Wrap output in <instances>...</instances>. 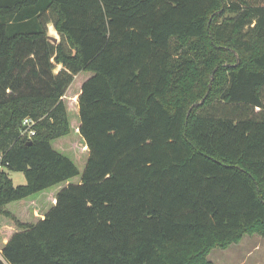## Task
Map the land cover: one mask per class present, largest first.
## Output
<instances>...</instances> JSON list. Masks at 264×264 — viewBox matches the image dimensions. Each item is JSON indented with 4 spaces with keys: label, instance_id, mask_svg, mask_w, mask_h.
Here are the masks:
<instances>
[{
    "label": "trees",
    "instance_id": "obj_1",
    "mask_svg": "<svg viewBox=\"0 0 264 264\" xmlns=\"http://www.w3.org/2000/svg\"><path fill=\"white\" fill-rule=\"evenodd\" d=\"M73 124L82 174L53 146ZM0 217V264H212L264 235V0H0Z\"/></svg>",
    "mask_w": 264,
    "mask_h": 264
},
{
    "label": "rangeland",
    "instance_id": "obj_2",
    "mask_svg": "<svg viewBox=\"0 0 264 264\" xmlns=\"http://www.w3.org/2000/svg\"><path fill=\"white\" fill-rule=\"evenodd\" d=\"M51 30H53V28ZM51 32L55 34V35H52V37L57 39V43H55L52 40H51V43L53 45H58L59 42L61 41V37H59L55 31H51ZM52 62L54 65V70H53L54 74H58L64 69L62 64H58L55 61V58L52 59ZM86 75H88V73L83 72L79 74L78 76L79 78L76 79L73 86L78 88ZM89 75L91 74L89 73ZM76 94H77V91L74 89H71L67 94L68 98L66 100L67 106L72 115L71 118L73 120L76 119V112H77L76 106L73 101V98ZM34 121H35V124H37V121L36 120ZM73 128H74V124L72 126L71 134L65 138H61L59 140L54 141L53 146L56 148V150L62 152L63 154L71 158L75 162L77 167L79 168L80 173L82 174V172L84 171L87 159H88V154L85 155L84 161L77 160L71 154H68L67 152H64L63 150H59L58 148V145L60 143H64L66 140H69L72 136H76ZM22 136H27V134L22 133ZM70 147H71L70 145H67L66 149H70ZM81 174L78 177L73 179L74 183H78L81 181ZM10 177L13 180L15 186L26 185L28 183L27 178L21 172H10ZM53 192H55V188L48 190L44 193H41L39 195H35L32 198L36 200L42 199L46 203H48L50 194ZM44 201L42 202V204H45ZM20 204L21 203L19 202L12 203L8 206L9 207L8 209L14 212L16 208L20 206ZM31 217L32 219H34L32 215ZM5 220L7 219L0 217V222L3 223L5 222ZM207 259L212 264H264V235L259 234V233L245 234L238 243H233L229 245L227 248H221V247L214 248L208 255Z\"/></svg>",
    "mask_w": 264,
    "mask_h": 264
},
{
    "label": "built area",
    "instance_id": "obj_3",
    "mask_svg": "<svg viewBox=\"0 0 264 264\" xmlns=\"http://www.w3.org/2000/svg\"><path fill=\"white\" fill-rule=\"evenodd\" d=\"M35 125H36L35 121L32 118H26L23 122V126H24L23 134L26 133L29 138L35 136L36 133L34 130Z\"/></svg>",
    "mask_w": 264,
    "mask_h": 264
},
{
    "label": "crops",
    "instance_id": "obj_4",
    "mask_svg": "<svg viewBox=\"0 0 264 264\" xmlns=\"http://www.w3.org/2000/svg\"><path fill=\"white\" fill-rule=\"evenodd\" d=\"M10 24H14V25H17V24H20L22 27H26L27 25V21H22V23L20 22V23H14V22H10ZM47 27H48V36L49 37H52V32H51V29L53 28L54 30H55V27H54V25H53V23H49L48 25H47ZM55 32L57 33V35L60 37V35L58 34V32L55 30Z\"/></svg>",
    "mask_w": 264,
    "mask_h": 264
},
{
    "label": "water",
    "instance_id": "obj_5",
    "mask_svg": "<svg viewBox=\"0 0 264 264\" xmlns=\"http://www.w3.org/2000/svg\"><path fill=\"white\" fill-rule=\"evenodd\" d=\"M49 39L52 40V41H54L55 43H57V39H56V38L49 37ZM238 62H240V58H238ZM214 75H215V72H214V74H213V76H212V79H213ZM211 85H212V84H210V89H209L207 95L205 96V98H204L199 104H196V105H194L193 107H196V106H198V105H201L202 103L205 102L206 98L208 97V95H209V93H210Z\"/></svg>",
    "mask_w": 264,
    "mask_h": 264
}]
</instances>
